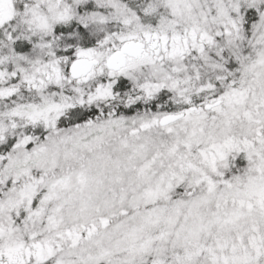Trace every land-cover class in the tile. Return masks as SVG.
I'll return each mask as SVG.
<instances>
[{
    "label": "rangeland",
    "instance_id": "374dc122",
    "mask_svg": "<svg viewBox=\"0 0 264 264\" xmlns=\"http://www.w3.org/2000/svg\"><path fill=\"white\" fill-rule=\"evenodd\" d=\"M3 261L264 264V0H0Z\"/></svg>",
    "mask_w": 264,
    "mask_h": 264
},
{
    "label": "trees",
    "instance_id": "16d2710c",
    "mask_svg": "<svg viewBox=\"0 0 264 264\" xmlns=\"http://www.w3.org/2000/svg\"><path fill=\"white\" fill-rule=\"evenodd\" d=\"M244 15L245 17H244L243 25H244V29L247 32L251 30V26L254 20L256 19V11L253 8H248L244 12ZM98 31H99V27L96 26L90 29L87 32V34L90 35V37L94 38V37H97ZM218 59H221V58H216V60H211V62L214 63L218 61ZM232 65L233 64H231V66ZM164 98H165V94H160V96H158L156 100L152 101L153 103L151 102V104L153 105L152 107H156V105L158 106V103H162L163 101H165ZM148 105L151 106L150 104H147L145 106L150 108ZM145 106L139 103V104H133L131 106L126 107V105H124L122 101H117L113 103V106L110 109L115 110L112 116H118V115H115L116 113L120 115L127 114V115H132L134 120L137 119L139 121L140 120L144 121V119L145 120L148 119L145 116H141L142 115L141 109L144 108ZM203 107L205 108V105ZM105 113H108V111H105ZM97 114H98V111L97 109L95 110L94 106L71 108L58 119L57 127L60 128L61 130H67L68 128L70 129L77 124H83L85 121L95 118Z\"/></svg>",
    "mask_w": 264,
    "mask_h": 264
},
{
    "label": "water",
    "instance_id": "95a60500",
    "mask_svg": "<svg viewBox=\"0 0 264 264\" xmlns=\"http://www.w3.org/2000/svg\"><path fill=\"white\" fill-rule=\"evenodd\" d=\"M157 41V40H155ZM132 47V50H131ZM134 48V49H133ZM144 44L140 42L129 41L126 42L118 51L114 52L108 59V66L112 70H117L125 65L127 57L140 55L143 51ZM98 64L97 59H90L86 57L78 58L72 61L69 67V74L73 79H80L85 77L94 66ZM215 104H218L217 102ZM214 104V105H215ZM211 104L205 107L210 108ZM184 116V112L166 114L160 118L159 124L165 126L175 122Z\"/></svg>",
    "mask_w": 264,
    "mask_h": 264
},
{
    "label": "flooded vegetation",
    "instance_id": "af4514ba",
    "mask_svg": "<svg viewBox=\"0 0 264 264\" xmlns=\"http://www.w3.org/2000/svg\"><path fill=\"white\" fill-rule=\"evenodd\" d=\"M0 264H8L6 261L0 262Z\"/></svg>",
    "mask_w": 264,
    "mask_h": 264
},
{
    "label": "bare ground",
    "instance_id": "6f19581e",
    "mask_svg": "<svg viewBox=\"0 0 264 264\" xmlns=\"http://www.w3.org/2000/svg\"><path fill=\"white\" fill-rule=\"evenodd\" d=\"M134 49V48H133ZM131 50H132V47H131Z\"/></svg>",
    "mask_w": 264,
    "mask_h": 264
}]
</instances>
